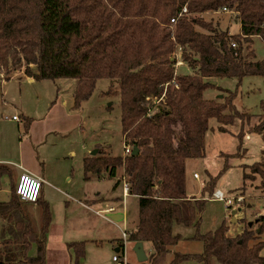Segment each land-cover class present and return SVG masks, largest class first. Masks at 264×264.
I'll return each mask as SVG.
<instances>
[{
    "label": "trees",
    "instance_id": "1",
    "mask_svg": "<svg viewBox=\"0 0 264 264\" xmlns=\"http://www.w3.org/2000/svg\"><path fill=\"white\" fill-rule=\"evenodd\" d=\"M188 11L179 16L184 7ZM227 8L241 24L231 33L204 14ZM177 18L172 23V18ZM264 41V0H0V70L8 78L22 70L35 80L75 79L74 105L90 98L99 79L116 80L121 104L122 132L130 154H100L84 159L86 178L108 172L130 184L129 195L138 203V221L130 242H151L153 251L144 262L127 264H264V222L245 226L233 235L228 226L200 231L203 197L189 196L187 162L206 157L210 120L227 132L228 125L254 115L234 104L237 90L225 98L206 99L205 92L221 78H234L238 87L246 76H264V59L253 39ZM235 44V46L233 45ZM178 52L189 71L178 69ZM249 132L264 138V115ZM28 130L32 122L24 117ZM246 133L238 132V149ZM133 147L138 152L134 154ZM224 167L210 176L202 193L209 195L229 168L232 153L222 155ZM244 170L243 180L258 177L264 188V158ZM246 168V166H245ZM11 168L0 164V176ZM124 177V178H123ZM11 197L0 201V264H45L50 203L43 189L35 203ZM196 231L198 253L174 251L182 239L176 225ZM86 241V240H85ZM35 246L36 255L30 250ZM71 264H80L85 242L71 241ZM172 254L170 260L168 256Z\"/></svg>",
    "mask_w": 264,
    "mask_h": 264
},
{
    "label": "rangeland",
    "instance_id": "2",
    "mask_svg": "<svg viewBox=\"0 0 264 264\" xmlns=\"http://www.w3.org/2000/svg\"><path fill=\"white\" fill-rule=\"evenodd\" d=\"M202 17L205 21L219 22L222 28L228 27L232 33H240L241 26L234 20L233 11L208 12ZM253 41L257 56L264 59V41L260 36ZM178 69L189 71L186 65H180ZM11 72L7 78L0 70V164H7L15 175L22 170L19 168L22 166L47 182L44 185L45 199L51 206L53 243L59 239L64 244L85 242L86 253L80 264H121L119 260H113L115 255L123 254L121 250H115L118 242L115 239L123 237L124 228H132L138 211L137 200L134 196L123 194L122 168L115 177H110L105 171L100 176L86 178L83 164L84 159L98 149L100 154L112 157L125 154L120 97L113 92L118 89L116 80L99 79L93 95L83 101L81 107H75V79L31 81L22 70ZM216 82L220 88L210 87L204 94L206 99L221 100L229 95L227 89L237 90L233 100L237 109L254 116L243 122L236 120L233 125H228L227 132L218 131V121L212 118V128L206 137V157L187 162L186 183L189 195H203L207 199L201 213L200 231H213L225 223L229 232L236 235L242 233L246 225L252 224L257 228L261 221L264 222V188L261 181L258 177L243 180L244 170L250 173L252 170L247 166L264 158V138L260 133L248 131L259 124L261 115H264V76H246L239 87L234 78L225 77ZM14 115H18L20 120H12ZM24 117L32 122L28 130ZM240 131L246 133L242 141L243 149H238L240 141L237 135ZM227 153L237 157L229 158V168L221 174L213 190L223 192L226 199L220 200L213 197L214 192L209 195L202 190L210 176L217 175L224 167L225 158L222 155ZM196 172L199 177L195 179ZM12 181L16 185L17 181L12 180L8 172L1 174L0 201L10 199ZM97 196L103 199L100 206L90 209L85 205V202L93 203L88 199ZM229 199L232 201L228 202ZM109 207H114L115 213L124 209L127 218L114 222L104 217L103 214L107 213L105 209ZM96 210H101L100 214ZM174 231L184 237L176 246L177 251H202L200 241L185 239L195 235L192 227L176 225ZM261 238L264 239V234ZM30 251L31 255H36L35 246ZM50 254L51 264H65L68 254L74 257L72 249L62 252L53 249ZM261 255H264V248ZM132 257L130 251L129 258ZM181 264L202 263L182 261Z\"/></svg>",
    "mask_w": 264,
    "mask_h": 264
},
{
    "label": "built area",
    "instance_id": "3",
    "mask_svg": "<svg viewBox=\"0 0 264 264\" xmlns=\"http://www.w3.org/2000/svg\"><path fill=\"white\" fill-rule=\"evenodd\" d=\"M188 9L187 7L185 6L183 8V10L179 13V16L182 15V14H185L187 13ZM223 11H229L227 8H224ZM232 12V11H231ZM177 18H172L171 19V22L172 23H176L177 21ZM235 46V44H233ZM182 59H181V56L180 54H178V61H177V65L180 66L182 65ZM13 120L15 121H18L20 120V117L17 115H14L12 117ZM124 152L126 154H130L131 153V148L130 147H127ZM22 168V172L21 174L19 175L18 177V181L16 183V194H17V197L18 199L24 201V202H28V203H35L38 198L40 197L41 195V192H42V189H43V184H44V179L37 175V174H34L32 173L31 171H28L26 169H24L23 167ZM199 177V174L196 172L194 174V178H198ZM124 182V195H128L129 196V189H130V184H128L126 181H123ZM213 197L214 198H217V199H220V200H225L226 198H224V195H223V192L220 190V189H217L214 193H213ZM242 200V199H240ZM232 200L229 199L228 202H231ZM115 209L114 207H109L106 212L107 213H114ZM107 213L106 214H103L104 217H107ZM100 214V213H98ZM109 218V217H107ZM110 219V218H109ZM111 220V219H110ZM122 233H123V243H122V246L120 247L121 251L123 252L122 255H115L113 257V260L114 261H117L119 260L121 262V264H127L128 263V249H127V243H128V238H129V233L128 231L126 230V228H124L122 230Z\"/></svg>",
    "mask_w": 264,
    "mask_h": 264
},
{
    "label": "crops",
    "instance_id": "4",
    "mask_svg": "<svg viewBox=\"0 0 264 264\" xmlns=\"http://www.w3.org/2000/svg\"><path fill=\"white\" fill-rule=\"evenodd\" d=\"M236 23H238V22H236ZM239 24V23H238ZM240 26H241V24H239ZM230 32H231V30H230ZM232 33V32H231ZM182 65H184V64H182ZM30 78V77H29ZM30 80L31 81H33V80H35L34 78H30ZM13 120V119H12ZM11 164V163H10ZM15 165V164H14ZM22 166H19V168L20 169H22L21 168ZM11 168V167H10ZM11 171H12V169H11ZM21 172H22V170H20V172L17 174L16 173V175L14 174V172L12 171V176H11V179L13 180H15V181H18V177H19V175L21 174ZM36 174V173H35ZM38 175V174H37ZM12 183H13V181H12ZM17 183V182H16ZM45 184H47V182L44 180V184H43V194H44V197H45ZM188 191V190H187ZM189 195V194H188ZM130 196V195H129ZM189 196H193V195H189ZM196 197V196H195ZM87 200V199H86ZM89 201H93V203H91V204H88L87 202H85V205L86 206H88V207H90V209H92L93 208V206H100V202H101V200H103L102 198H101V196H97L96 198H91V199H88ZM108 208H106L105 210H107ZM137 210H138V207H137ZM95 211V210H94ZM101 212V210H96V213L98 214V213H100ZM117 212H123L124 213V217L126 216V212H125V210L123 209V210H121V211H117ZM114 213H115V211H114ZM138 211H137V214H136V220L133 222V226H132V228L129 230L128 228H126V230L128 231V233L129 232H131L132 230H133V228H134V226L136 225V223H137V221H138ZM127 217H125L124 218V220L126 219ZM52 228H53V220H52V225H51V227H50V230H49V232H48V240H47V248H46V251H47V258H46V262H45V264H51V252H53V249L54 250H57V251H59V252H62L63 250H67L68 249V247H67V244H68V242H66L65 244L62 242V240H60L59 239V241H56L55 243H53L51 240V238H52ZM118 239V238H117ZM117 239H115V241H118L117 242V246L115 247V250L116 251H120L121 249H120V247L122 246V243H123V237L122 238H119L118 240ZM52 242V243H51ZM136 242H130V241H128V243H127V249H128V258H129V253H130V251H132V253H133V257H134V259H133V257H132V259L134 260V261H132V259L131 258H129L128 260V262H135V261H138L137 260V257H136V253H135V251H134V249H133V246H134V244H135ZM115 244H116V242H115ZM145 246H148L147 248L149 249H147V248H145ZM117 248L119 249V250H117ZM143 248H145V251H146V255H147V259L149 258V255L152 253V251H153V248H152V244H151V242H143ZM70 249V248H69ZM35 251H36V248H35ZM174 251H177V249H176V247H174V250H173V252ZM171 257H172V254H170L169 256H168V260H170L171 259ZM118 261V260H117ZM117 261H115V262H117ZM71 262H72V255L70 254H68V258H67V262L65 263V264H71Z\"/></svg>",
    "mask_w": 264,
    "mask_h": 264
},
{
    "label": "water",
    "instance_id": "5",
    "mask_svg": "<svg viewBox=\"0 0 264 264\" xmlns=\"http://www.w3.org/2000/svg\"><path fill=\"white\" fill-rule=\"evenodd\" d=\"M212 83L213 84H217L216 81H212ZM132 152L134 154L139 153L137 147H133V151ZM91 153L94 156V155L97 154V151L95 150V151H93ZM233 213H235V210L233 211ZM107 217H109L114 222L124 220V218H125L123 212L110 213V214H107ZM133 249H134V251L136 253V257H137L138 262H144V261L147 260L146 251H145V248H143V242L142 241H137L134 244ZM117 250H119V249L117 248Z\"/></svg>",
    "mask_w": 264,
    "mask_h": 264
}]
</instances>
